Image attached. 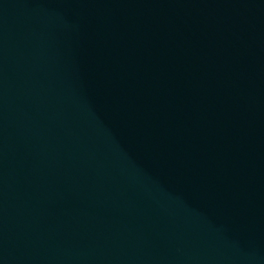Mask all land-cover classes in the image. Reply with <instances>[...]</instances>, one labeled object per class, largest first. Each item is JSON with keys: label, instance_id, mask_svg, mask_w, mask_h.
I'll return each instance as SVG.
<instances>
[{"label": "water", "instance_id": "1", "mask_svg": "<svg viewBox=\"0 0 264 264\" xmlns=\"http://www.w3.org/2000/svg\"><path fill=\"white\" fill-rule=\"evenodd\" d=\"M0 264H264V0H0Z\"/></svg>", "mask_w": 264, "mask_h": 264}]
</instances>
